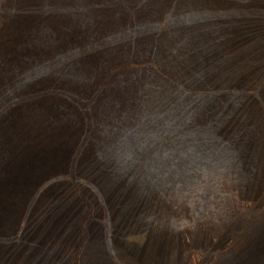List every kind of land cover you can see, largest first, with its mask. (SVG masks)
<instances>
[{"label": "rangeland", "instance_id": "1", "mask_svg": "<svg viewBox=\"0 0 264 264\" xmlns=\"http://www.w3.org/2000/svg\"><path fill=\"white\" fill-rule=\"evenodd\" d=\"M261 97L264 0H0V166L9 168L0 177V264H264V249L238 254L189 237L212 222L162 207L160 193L108 194L109 212L88 217L86 238L87 204L71 189L89 176L113 195L141 149L172 126L193 149L219 150L205 160L218 172L220 209L235 205L242 226H263L264 195L250 189L264 178V147L247 138L253 131L264 144V107L248 129L247 108ZM112 160L115 169L103 163ZM21 172L46 183L15 236Z\"/></svg>", "mask_w": 264, "mask_h": 264}, {"label": "trees", "instance_id": "2", "mask_svg": "<svg viewBox=\"0 0 264 264\" xmlns=\"http://www.w3.org/2000/svg\"><path fill=\"white\" fill-rule=\"evenodd\" d=\"M174 81L177 84L183 83V81L176 79H174ZM241 89L242 91L249 92L250 90H254L256 88H250L248 90H246L245 88ZM213 91L219 92L220 88H217L216 86V88L213 87L207 90V92L210 93ZM247 109L249 110L248 115L250 118L249 121L251 122L248 129L251 131L253 126L256 125L257 117L260 116L257 114L259 113L261 108L254 105L253 107L249 106V108ZM254 110L256 111V114ZM256 115L257 117H255ZM172 132L173 130L171 126V129L169 128L164 133L158 134V139H162V142L157 141L155 145H151V148L145 147L144 149L143 147V149H141L138 158H134L132 160L133 162H130L133 164L129 167L132 168V170L135 168L137 170L130 172V180L127 179V185L125 184L123 188H118L117 191L113 192V195H110L109 187L107 186V184H102L96 179L89 178V176L83 177L79 181H75V188L72 187L71 189L75 190L79 199L87 204V208H85L86 210L82 215V227L84 224L83 234H85V237L89 238L92 232V229L89 228L90 226L88 227V217L90 218L91 216H94V218H96V214L94 213V211H97V209L100 208L109 212V204L112 202L109 197H111L112 199L122 198V195L128 193H132V197L134 196V193L136 191H140V194L144 196H155L160 193L161 197L157 198V201L160 202V205L162 207L169 205L168 207L172 206L175 207V209L179 210L185 208V211L187 213L186 215L194 216L195 220L200 221L202 217L207 215L206 219L212 222V228L208 230L191 229L189 237L197 236L202 239L205 237L204 240H209L217 244L220 251L226 248L227 244L230 248L233 246H237L239 249L238 254L243 253V250L244 252L257 251L259 253L263 251L264 238L260 237L262 236V234H264V222H260L261 220H264V216H262V218L259 219L260 221L258 222V224H263V226H257V223H254L252 226H242V224H244L243 222L247 221L244 220L242 209H238L235 205H232V208L226 211L225 208H223V210L220 209L222 201H219V195L222 188H220V181L218 180L219 178L217 175L218 172H214V170L210 167L214 163L210 162V164L208 165V162H206L205 160V156L209 154V152L211 154L219 153V150L211 149L210 151H207L205 146L199 144H197V149H193L189 144H187V139H179L177 137V133ZM251 132V136L250 134L247 135L248 140L251 139V146H257L260 148L264 147V144L256 141L258 137L253 135V131ZM259 137H262L264 139L263 136L259 135ZM83 148L84 146L81 148V151ZM152 148H154V152L151 150ZM251 154H253L252 157H255L256 155L259 156L258 151L254 149ZM77 156H79V154ZM261 157L256 158V164L263 173L262 176H264L263 151L261 152ZM112 161H103V163H109L110 165L108 168H110L112 165L114 166L113 169H115L116 164H114V162L116 161ZM219 167L220 165H218V167L215 166L214 168L220 170L221 168ZM65 168V172L68 173L69 168L67 166H65ZM139 174L145 175V180L139 178L137 179L135 177ZM36 179L41 183V186L43 188V185L46 183V176L43 175L42 178ZM253 180V191L251 189L250 191L257 194L258 191L254 190L260 187L262 193L261 195H264V178L259 176V178H254ZM38 183L34 182V186L36 187ZM174 187L175 189H173ZM170 191H172V193ZM165 194H173L176 196L172 200H169L168 198H166ZM95 195L98 196L97 199ZM188 208L191 210V213L186 210ZM64 217L66 216L64 215ZM66 219L69 221V223L71 222L67 217ZM166 237L165 241H170L171 236L169 235V237ZM172 237H174L176 240H179L181 238V234L174 233V236ZM181 242L184 243L183 240ZM243 243H247L245 244L246 247H242Z\"/></svg>", "mask_w": 264, "mask_h": 264}, {"label": "crops", "instance_id": "3", "mask_svg": "<svg viewBox=\"0 0 264 264\" xmlns=\"http://www.w3.org/2000/svg\"><path fill=\"white\" fill-rule=\"evenodd\" d=\"M254 88H255V86H254ZM258 101L259 102H255L253 100L250 103V107H253L254 105H256L257 107L261 108V110H262L263 107H264V97L258 98ZM7 165L8 164H5L3 162L2 166H0V177L1 178L4 177V176H7L8 172H9V168L7 167ZM11 172L15 173L16 171H11ZM20 176H21V181L17 180L18 183H20L17 186V188L20 189V191H18L17 195H16L17 201H18V205H17L15 214L17 216V220L20 217H22V218L18 222L16 232L15 231L13 232V235L15 234V236L18 234V232H22L23 230L25 231L27 229L28 224H26L25 220H27V218H29V216H28L29 208L32 207L34 205V203H35L34 202V192H35L34 182L38 183V180L36 179V177H34L35 176L34 173H31L30 176H29V174L27 172H21ZM33 177H34V179H33ZM40 195L41 194H38V196H40ZM39 199H40V197H39ZM30 205H32V206H30ZM28 206H29V208H28ZM32 212H33V210H32ZM21 237L24 238V234L23 233H22ZM21 237L20 238L16 237V239L20 240ZM0 238H1V236H0ZM13 252L15 253L14 258H16V256H19V255H22V254L26 255V251H22L20 254H18L17 250H13Z\"/></svg>", "mask_w": 264, "mask_h": 264}]
</instances>
